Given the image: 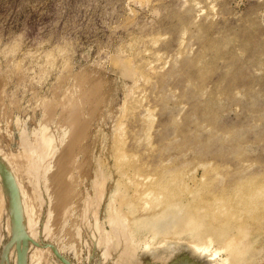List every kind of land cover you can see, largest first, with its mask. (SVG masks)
Masks as SVG:
<instances>
[{"label":"rangeland","instance_id":"obj_1","mask_svg":"<svg viewBox=\"0 0 264 264\" xmlns=\"http://www.w3.org/2000/svg\"><path fill=\"white\" fill-rule=\"evenodd\" d=\"M172 202L107 264H264V0H0V264H101Z\"/></svg>","mask_w":264,"mask_h":264},{"label":"bare ground","instance_id":"obj_2","mask_svg":"<svg viewBox=\"0 0 264 264\" xmlns=\"http://www.w3.org/2000/svg\"><path fill=\"white\" fill-rule=\"evenodd\" d=\"M122 155V154H121ZM119 156V155H118ZM115 159V158H114ZM121 168V167H120ZM150 188V187H149ZM118 191H120L118 188L117 189H115V191L113 192V196H115V195H117V196H119L118 195ZM151 191H152V189H151ZM120 194V193H119ZM145 194H147V197H148V192L147 193H145ZM124 195V194H123ZM134 195V194H133ZM136 195V194H135ZM116 196V197H117ZM120 196H122V194L120 195ZM137 196V195H136ZM139 196H141V195H139ZM144 197H145V195H143ZM150 196V195H149ZM113 198V197H112ZM122 198H123V196H122ZM125 198V197H124ZM146 198V197H145ZM120 199V198H119ZM138 199V198H137ZM112 200V199H111ZM140 200V199H139ZM164 200V199H163ZM117 201V200H116ZM148 200H146V202H147ZM152 201V200H151ZM115 202V201H114ZM120 201H118V203H119ZM134 202V201H133ZM137 202V201H136ZM145 202V203H146ZM160 202V201H159ZM125 203V202H124ZM124 203H123V205H124ZM128 203V202H127ZM140 202H138V204H139ZM173 204H167L166 205V207L165 208H163L161 211H159V212H154V213H150L151 215H148V216H143V217H130V213L128 212V216H124L123 217V215H118L119 217H116V218H118L117 219V221H109V222H111V224H110V226H111V231H110V233H109V237L108 238H106V240H105V246H104V248H103V250H101L102 251V253H101V255H100V258H101V260H100V258H99V262L101 261L102 263L101 264H107L108 262L110 263L111 261H112V258H115V257H118V255H120V257H122L121 255H122V252L124 251H126V247H127V245H126V240H127V238L129 237H126V240L124 239V237H125V233H127L126 232V230H128L127 228H128V226L127 225H129L128 223L129 222H131L133 225H134V227H135V230L137 229V226H140L141 224H145V226H147V227H151L152 226V228H154V229H159V231L162 229L163 230V228L165 227L166 228V226L167 225H169V224H171L172 222H174L176 219H178V218H180V216H181V212H180V216L178 217V215L179 214H176V213H174L175 211H174V207H176V205L174 204V202H172ZM134 204V203H133ZM132 204V205H133ZM152 204V203H151ZM165 204V203H164ZM114 205V204H113ZM122 205V206H123ZM131 205V203L130 204H128V207H129V210H131L132 208L131 207H133ZM178 205V204H177ZM179 205H180V203H179ZM138 206V205H137ZM116 207V206H115ZM141 207V206H140ZM145 207V206H144ZM159 207V206H158ZM114 208V207H113ZM120 208V207H119ZM131 208V209H130ZM151 208V207H150ZM153 208V207H152ZM115 209V208H114ZM128 209V208H127ZM141 209H142V207H141ZM106 210V209H105ZM137 210V209H136ZM150 210V209H149ZM107 211V210H106ZM115 211V210H114ZM134 211H135V209H134ZM94 212V211H93ZM92 212V213H93ZM110 212V211H109ZM134 213V212H133ZM186 213V212H185ZM94 214H95V212H94ZM93 214V215H94ZM106 214V213H105ZM123 214H124V212H123ZM183 214H184V212H183ZM175 215V216H174ZM192 215V214H191ZM111 216H112V214H111ZM182 216H185V215H182ZM94 217V216H93ZM178 217V218H177ZM193 217H194V215H193ZM192 217V218H193ZM205 217V216H204ZM108 218V217H107ZM184 217H182V219H183ZM189 218V217H188ZM191 218V217H190ZM190 219V220H188L187 218V221H188V223H189V226H192V225H196L195 223H197V216L196 217H194L193 219ZM203 217L201 216V218H200V216H199V223H201L200 221H203V220H200V219H202ZM94 219V218H93ZM109 219H110V217H109ZM171 221V223H169ZM180 221H181V219H180ZM87 222H89V221H87ZM94 222H97L96 220H94ZM175 222H177V221H175ZM204 222V221H203ZM203 222H202V225H203ZM139 224V225H138ZM176 224V223H175ZM198 224V223H197ZM205 224V223H204ZM131 225V224H130ZM199 225V224H198ZM198 225L196 226V228L198 227ZM202 225H201V227H202ZM93 230H92V237H94L95 238V236H97L98 237V232L100 231L99 229H100V227L98 226V224H93ZM204 226V225H203ZM131 227V226H130ZM130 227H129V229H130ZM133 227V228H134ZM142 227V226H141ZM141 227H138V229L139 228H141ZM144 227V226H143ZM147 227H145V228H147ZM200 227V228H201ZM88 228H89V224H88ZM152 228H150V229H152ZM199 228V227H198ZM200 228L199 229H197V230H195L194 232H193V234L191 235V236H189V238L187 237V239H189L188 241H193L194 240V243H197V241H198V239L200 240V238H199V235L201 236V240H202V234H201V230H200ZM87 229V228H86ZM132 229V228H131ZM137 229V230H138ZM203 229V232L206 230V227H203L202 228ZM134 229H133V232L135 231ZM148 230V229H147ZM139 231V230H138ZM152 231V230H151ZM91 232V231H90ZM129 232H130V230H129ZM141 232V231H140ZM158 232V231H157ZM142 233V232H141ZM146 233V232H145ZM204 233H206V232H204ZM203 233V234H204ZM97 234V235H96ZM128 234V233H127ZM149 234V233H148ZM157 234V233H156ZM93 235H95V236H93ZM101 236V235H100ZM127 236V235H126ZM132 236V235H131ZM204 236H205V234H204ZM134 237V236H133ZM185 237V236H184ZM183 237V238H184ZM234 238H235V236H233ZM232 236L229 238L228 237V242H227V245L229 246V248H230V246H231V244H232V246H231V248L229 249V250H231L232 249V247H233V242H234V244H235V241H234V238H233ZM205 238V237H204ZM98 239H100V238H98ZM129 239V238H128ZM192 239V240H191ZM226 239V238H225ZM185 241H186V239H184ZM197 240V241H196ZM188 241H186V242H188ZM182 242H184V241H182ZM202 242H203V240H202ZM201 242V243H202ZM238 242V241H237ZM185 243V242H184ZM138 244V243H137ZM180 245H181V243H180ZM226 245V246H227ZM174 246H176V244L174 245ZM182 246H183V244H182ZM194 247H195V245H193ZM199 246V245H198ZM204 246V245H203ZM228 246H227V248H228ZM179 246H177V248H178ZM197 247V246H196ZM199 247H202L201 246V244H200V246ZM235 247V246H234ZM234 247H233V249H234ZM155 249V248H154ZM179 249V248H178ZM202 249V248H201ZM206 249V248H205ZM172 250V249H171ZM182 250V249H181ZM115 251V252H114ZM130 251V250H129ZM129 251H128V253H129ZM127 252V251H126ZM126 252H125V254H126ZM168 252V251H167ZM174 252H179L180 254H181V252L180 251H175L174 250ZM206 252V251H205ZM130 253H131V251H130ZM172 253V252H171ZM132 255V254H131ZM168 255V254H167ZM166 255V256H167ZM173 255V254H172ZM171 255V256H172ZM176 254H174V256H175ZM206 255V254H205ZM69 256V255H68ZM70 256H72V255H70ZM125 256V255H124ZM164 256V255H163ZM178 256V255H177ZM203 257H201V258H203L204 259V254L202 255ZM73 257V256H72ZM99 257V256H98ZM127 257H129V255L127 256ZM131 257V256H130ZM206 257V256H205ZM210 257V256H209ZM209 257H207V259L209 258ZM119 258V257H118ZM125 258V257H124ZM169 258V257H168ZM69 259V258H68ZM206 259V258H205ZM211 258H209V260H210ZM115 260V259H114ZM160 260V259H159ZM186 260V259H185ZM124 261V260H123ZM127 261V260H126ZM161 261V260H160ZM170 261V260H169ZM98 262V263H99ZM149 262V261H148ZM196 262V261H195ZM198 262V261H197ZM112 263V262H111ZM156 263V262H155ZM202 263V262H201ZM205 263V262H204ZM100 264V263H99ZM169 264H170V262H169ZM208 264V263H207Z\"/></svg>","mask_w":264,"mask_h":264},{"label":"water","instance_id":"obj_3","mask_svg":"<svg viewBox=\"0 0 264 264\" xmlns=\"http://www.w3.org/2000/svg\"><path fill=\"white\" fill-rule=\"evenodd\" d=\"M9 181V180H8ZM16 194V193H15ZM16 195L14 196V204H15V217H14V222H15V225H16V227H18V229H19V231H20V229L22 228V226H20V220H19V218H18V214H19V210H18V206H17V202H16ZM19 238H21V240H22V236L21 235H18V243H17V264H21L22 263V250H21V248L19 247ZM61 260L66 264L67 262L66 261H64V259L63 258H61Z\"/></svg>","mask_w":264,"mask_h":264}]
</instances>
